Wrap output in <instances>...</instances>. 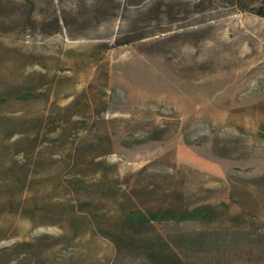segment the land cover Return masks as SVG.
Instances as JSON below:
<instances>
[{
  "label": "rangeland",
  "instance_id": "rangeland-1",
  "mask_svg": "<svg viewBox=\"0 0 264 264\" xmlns=\"http://www.w3.org/2000/svg\"><path fill=\"white\" fill-rule=\"evenodd\" d=\"M0 40L26 60L22 74L0 57V87L37 96L0 105L28 124L10 140L26 183L0 184V264H148L97 227L140 188L144 208L217 206L213 222L137 230L203 232L210 246L176 248L177 264H264V185L251 181L264 175L263 17L225 0H0ZM156 125L158 139L125 143Z\"/></svg>",
  "mask_w": 264,
  "mask_h": 264
},
{
  "label": "trees",
  "instance_id": "trees-1",
  "mask_svg": "<svg viewBox=\"0 0 264 264\" xmlns=\"http://www.w3.org/2000/svg\"><path fill=\"white\" fill-rule=\"evenodd\" d=\"M204 0H201V2ZM235 8L242 12H250L264 18V0H225ZM28 13V18L32 19L31 8ZM1 42V40H0ZM5 42L2 41L0 44V57H5L11 64H15V70H18L22 74L25 71V55L19 52H16L14 48L13 54L8 52H3L2 46ZM130 41H119L117 40L114 44L115 47H118L123 44H128ZM20 66V67H17ZM20 68V69H19ZM19 73V72H18ZM36 94L33 90L21 83L17 82L15 84H10L9 87L2 88L0 87V105L10 104L12 102L25 103L34 98ZM24 117L8 116L1 115L0 113V184H12L13 188L24 187L25 181L21 180L20 177H15L13 171V165L16 164V152L12 150L10 140L14 138L17 133V128H15L17 119L21 120L18 122L21 126L28 125L23 120ZM160 131H164L162 126L156 125V127L149 131L146 135L137 136L136 138L128 137L126 138L125 143L131 145L130 143H140L146 140H154L161 137ZM65 136V130L61 132L60 142L64 145L65 139L62 138ZM6 144V145H5ZM8 149H6V148ZM3 149L6 152H3ZM85 150L78 149L77 156L85 154ZM8 156L9 164L6 166V161L4 158ZM23 163V161H22ZM81 166V164H80ZM83 166V165H82ZM102 168L97 167L95 175H98V184L97 187L100 192L109 193L113 189V185L110 182L109 178H102L100 174ZM104 170V169H103ZM251 181L254 185L260 187L264 185V175L259 177L251 178ZM85 183L81 186L83 187ZM1 193V191H0ZM11 195V193H9ZM137 195L139 198V205L132 202V205L126 203H119L117 211H115L114 216L110 219L112 224L108 225L105 228L103 226H97L113 244L114 246L122 251L128 250L131 253H141L144 258L147 260L148 264H177L180 260V257L177 253L176 248H187L192 251H203L205 248L210 246L208 239L205 237L203 232H198L195 234L189 235H175L171 238H166L162 234L158 233L157 237L154 238L150 235L144 236L141 232L137 231L139 228H144L151 225L154 221H174V222H189V221H201V222H213L216 220V209L217 206L213 204H203L195 206L187 211L180 213H170L166 208L161 207H143L141 204L146 198L145 189L140 188L137 190ZM13 196V195H12ZM9 200L12 198L10 196ZM224 203V202H223ZM225 204V203H224ZM1 205V204H0ZM229 206V204H228ZM1 207V206H0ZM47 208V209H46ZM1 209V208H0ZM54 211L50 206H43L42 212ZM48 213L46 215H48ZM236 222H241V215L231 216ZM101 220L98 219L99 223Z\"/></svg>",
  "mask_w": 264,
  "mask_h": 264
}]
</instances>
